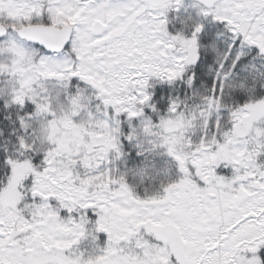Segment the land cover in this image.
I'll return each mask as SVG.
<instances>
[{
    "label": "snow or ice",
    "instance_id": "obj_1",
    "mask_svg": "<svg viewBox=\"0 0 264 264\" xmlns=\"http://www.w3.org/2000/svg\"><path fill=\"white\" fill-rule=\"evenodd\" d=\"M0 264H264V0H0Z\"/></svg>",
    "mask_w": 264,
    "mask_h": 264
}]
</instances>
